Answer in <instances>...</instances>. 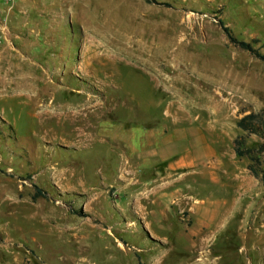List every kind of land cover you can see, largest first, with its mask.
<instances>
[{
    "label": "rangeland",
    "instance_id": "374dc122",
    "mask_svg": "<svg viewBox=\"0 0 264 264\" xmlns=\"http://www.w3.org/2000/svg\"><path fill=\"white\" fill-rule=\"evenodd\" d=\"M156 2L0 0V264H264V0Z\"/></svg>",
    "mask_w": 264,
    "mask_h": 264
},
{
    "label": "trees",
    "instance_id": "16d2710c",
    "mask_svg": "<svg viewBox=\"0 0 264 264\" xmlns=\"http://www.w3.org/2000/svg\"><path fill=\"white\" fill-rule=\"evenodd\" d=\"M146 1L152 2V3H157L156 0H146ZM164 5H169V4L164 3ZM217 23H218L219 27L221 28V30L223 31V33L225 34L227 40L231 44L238 46L243 50L248 51L251 55H253V56H255L261 60H264V54L260 53L256 48H254L250 42L237 38L232 33L231 29L224 24L222 19L217 18ZM255 118H256V114H254V113L246 114L245 116H243L242 118H240L238 120V125L242 126L244 129H247L249 131H255L254 128H252L254 125ZM236 142L238 143V141H236ZM234 149H235L236 154L239 156L250 153L252 151L251 148L243 149L239 146H235ZM249 168L251 169L253 174L254 173L256 174V172L254 170H252V167L250 165H249ZM260 179L262 181H264V173L261 174ZM33 196L46 198L47 192L45 190H43L42 188H40L36 185H33Z\"/></svg>",
    "mask_w": 264,
    "mask_h": 264
},
{
    "label": "crops",
    "instance_id": "0c3cea01",
    "mask_svg": "<svg viewBox=\"0 0 264 264\" xmlns=\"http://www.w3.org/2000/svg\"><path fill=\"white\" fill-rule=\"evenodd\" d=\"M3 51L4 50H1L0 53L3 54ZM1 60L2 59L0 58V61ZM10 72H11V70H9L8 68L4 69V65L0 63V86H4L7 83H12L15 86H18L16 84L18 83V81H20L22 79H20L19 77H15L14 79H11L10 81H8L9 80L8 76H9ZM0 97H2V96H0ZM168 187H169V185H167V184H160V185L153 186V189L148 191L146 193V195H147V197H154L156 195L165 196L166 192H164V191ZM143 196H144V194H143Z\"/></svg>",
    "mask_w": 264,
    "mask_h": 264
}]
</instances>
